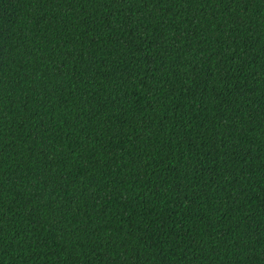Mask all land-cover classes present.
I'll use <instances>...</instances> for the list:
<instances>
[{
	"label": "trees",
	"instance_id": "trees-1",
	"mask_svg": "<svg viewBox=\"0 0 264 264\" xmlns=\"http://www.w3.org/2000/svg\"><path fill=\"white\" fill-rule=\"evenodd\" d=\"M0 264H264V0H0Z\"/></svg>",
	"mask_w": 264,
	"mask_h": 264
}]
</instances>
